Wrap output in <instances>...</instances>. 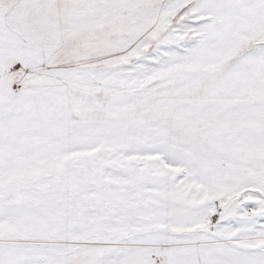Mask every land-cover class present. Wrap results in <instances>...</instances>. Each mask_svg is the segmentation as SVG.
Returning <instances> with one entry per match:
<instances>
[{
  "label": "snow or ice",
  "instance_id": "6c2138e0",
  "mask_svg": "<svg viewBox=\"0 0 264 264\" xmlns=\"http://www.w3.org/2000/svg\"><path fill=\"white\" fill-rule=\"evenodd\" d=\"M0 264H264V0H0Z\"/></svg>",
  "mask_w": 264,
  "mask_h": 264
}]
</instances>
